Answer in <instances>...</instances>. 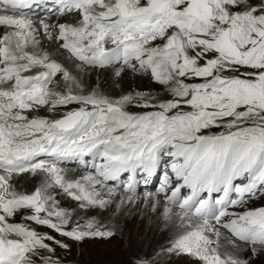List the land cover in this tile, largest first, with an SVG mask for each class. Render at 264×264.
I'll return each instance as SVG.
<instances>
[{
  "label": "snow or ice",
  "instance_id": "obj_1",
  "mask_svg": "<svg viewBox=\"0 0 264 264\" xmlns=\"http://www.w3.org/2000/svg\"><path fill=\"white\" fill-rule=\"evenodd\" d=\"M40 8L73 22L35 23ZM0 29V264H62L56 247L68 245L35 226L114 235L61 208L55 190L86 213L135 203L152 177L144 202L177 227L166 255L249 264L242 251L264 253V207L247 208L264 186V0H0ZM88 69L154 87H93ZM67 161L85 173L69 178ZM25 173L42 175L31 193L13 182Z\"/></svg>",
  "mask_w": 264,
  "mask_h": 264
},
{
  "label": "bare ground",
  "instance_id": "obj_2",
  "mask_svg": "<svg viewBox=\"0 0 264 264\" xmlns=\"http://www.w3.org/2000/svg\"><path fill=\"white\" fill-rule=\"evenodd\" d=\"M62 20L63 21L59 22H73L70 17H63ZM49 21V23L56 24L54 19H49ZM43 44L50 45L55 43L51 41H43ZM50 57L58 61H63L65 59H60L52 55H50ZM112 78L111 69L104 70L103 74H101V79L106 83V86L112 87L113 90L117 92V90L111 85ZM90 80L92 81V77H90ZM120 84L121 88L126 90H132V86H136L137 90H147V87H149L148 85H153L148 79L133 77L130 73L124 75ZM65 170L69 178H79L81 174H84L81 171H75L70 168H65ZM25 178H27V173L15 178L13 181L18 186L19 191H27L31 188L35 189L38 187L41 183L42 175H33V180L31 183H29L28 180H25ZM56 191L57 190H55V192ZM56 199L60 202L61 208L64 205H69V203L65 202L63 198L59 199V197L56 196ZM257 199V202L259 201V203L264 204V199ZM117 203L118 201L109 206L107 209H91L85 213V216H87V218L89 217L91 219H95L100 225L112 230L118 240L122 241L124 238H126V242L128 243L127 249L130 251L133 250L136 253L141 254L143 257H146V254H148L149 251L156 252V250H161L164 248L167 249L171 245V242L176 235L177 227L163 216V208L153 210L151 205L144 202V197L139 195V199L135 203L120 207V212L117 214L115 213L118 206ZM73 206L74 205L70 203V206L68 207L69 210H73ZM76 210V215L79 218L85 217L83 215V211L79 210L77 205ZM147 217L151 219L150 223H148ZM122 223H124L125 228L123 227ZM147 227H149V229L146 232ZM225 235H227V233H225ZM248 248L251 247L249 246ZM94 254L95 253H93V255Z\"/></svg>",
  "mask_w": 264,
  "mask_h": 264
},
{
  "label": "rangeland",
  "instance_id": "obj_3",
  "mask_svg": "<svg viewBox=\"0 0 264 264\" xmlns=\"http://www.w3.org/2000/svg\"><path fill=\"white\" fill-rule=\"evenodd\" d=\"M71 19L73 20L74 18L71 17ZM61 21L63 20L61 19ZM42 45L43 47L41 51L47 53L49 56L52 55L60 59L65 58L61 54L62 50H59L56 44L44 45L42 40ZM103 72L104 70L88 69L82 72L80 76L82 80L86 81L93 87H97L102 81L101 74H103ZM90 77H92V81L90 80ZM112 80L113 78L111 79V85L117 90V92H119L121 90V86H120L121 84L119 85L113 84ZM148 86L149 87H147V89L154 87L153 85H148ZM133 89H136V86H132V90ZM41 115L47 116L49 115V113L45 111V112H41ZM25 180H28L29 183H31L33 180V175L27 173V178H25ZM34 190H35L34 188L33 189L31 188L23 192L31 193ZM49 191H51V189ZM56 193H58L56 196H58L59 199L63 198L65 202L69 203V205H64L62 208L69 210L68 207L70 206V203H72L74 205L73 208L76 209L77 202L69 199V197H67L63 193H60L58 189ZM143 196H145V194ZM257 198L263 200L264 195H261L260 197ZM257 200L258 199H253L249 201L247 203V208L257 209L260 207H264V204L259 203V201L257 202ZM120 207L121 206L119 205L117 206L115 213L118 214L120 212L119 210L121 209ZM83 215L85 216V212H83ZM88 219L91 218L89 217L87 218V216L80 217V222L84 223V221ZM147 221L148 223H150L151 219L147 217ZM13 222L25 223L23 216L21 214L16 215L13 218ZM122 225L125 228L124 223H122ZM35 227H37V230L40 231L41 233H48L53 236H56L57 239L62 240L63 243L68 245L67 249L56 247L54 258H58L62 262V264H190V258L188 257L166 255L165 248L161 250H156V252L149 251V253L146 254L147 256L143 257L141 254L136 253L133 250L131 251L128 250L127 249L128 243L126 242V238L120 241L117 239L116 235L107 239L86 238L78 242L66 237H60L55 232H52L50 229L40 226H35ZM148 229L149 227H147L146 232L148 231ZM93 253H95L96 255L95 254L93 255ZM240 255L242 259L248 260L249 264H264V253H258L257 255L252 256L251 248H247L246 250L242 251Z\"/></svg>",
  "mask_w": 264,
  "mask_h": 264
}]
</instances>
